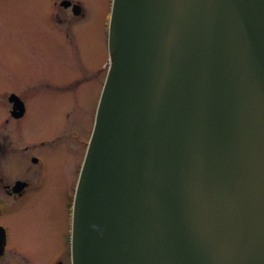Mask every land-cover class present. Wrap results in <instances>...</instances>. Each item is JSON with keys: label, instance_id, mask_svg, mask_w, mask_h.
Wrapping results in <instances>:
<instances>
[{"label": "water", "instance_id": "95a60500", "mask_svg": "<svg viewBox=\"0 0 264 264\" xmlns=\"http://www.w3.org/2000/svg\"><path fill=\"white\" fill-rule=\"evenodd\" d=\"M108 26L72 264H264V0H112Z\"/></svg>", "mask_w": 264, "mask_h": 264}, {"label": "rangeland", "instance_id": "374dc122", "mask_svg": "<svg viewBox=\"0 0 264 264\" xmlns=\"http://www.w3.org/2000/svg\"><path fill=\"white\" fill-rule=\"evenodd\" d=\"M75 1L83 4L86 16L71 24L75 25L69 31L72 44L59 30L63 23H57L59 27L56 28L49 20L50 0H0V133L6 118L3 94L11 90L20 92L23 88H36L40 95L30 101L24 130L19 133L26 140L50 143L57 135L64 133L59 143L40 149L37 153L46 163L47 177L55 173V181L59 182L66 175L67 165L72 162L69 149L72 144L67 135L77 125L75 116L79 110L88 112L92 109L97 94L93 83L82 85L75 96H49L45 91L56 88L69 91L72 83L81 79V63L88 70L100 68L108 61L105 32L111 0ZM55 13L66 19L64 11L55 8ZM62 96L68 101L65 102ZM66 110L71 112L69 119L64 116ZM57 169L61 170V175L56 174ZM55 181L46 200L40 193L33 206L24 202L18 206L20 211L17 208L15 215L4 217L17 234L13 236V241L26 249V253L39 250L42 255L45 249L52 248L49 240L43 241L42 234L50 231V235H53L62 212L60 190Z\"/></svg>", "mask_w": 264, "mask_h": 264}, {"label": "flooded vegetation", "instance_id": "af4514ba", "mask_svg": "<svg viewBox=\"0 0 264 264\" xmlns=\"http://www.w3.org/2000/svg\"><path fill=\"white\" fill-rule=\"evenodd\" d=\"M50 2L49 20L56 28L59 27L57 23H63L60 24L59 30L73 44L69 31L75 25L71 24L85 18V8L80 9L78 6L75 8L76 5H81L75 0H50ZM55 8L64 11L66 19L63 20L60 17L61 14L55 13ZM67 18H69V22H67ZM105 34L107 38V30ZM102 38L104 40L103 34ZM80 66L81 79L74 81L69 91L57 88L54 89L55 92L53 89L45 91V94L49 96H67V94L75 96L82 85L93 83L95 94H97L92 109H89L88 112L86 110L84 112L83 110L78 111L75 116L77 125L67 135L72 144L69 146L72 162L67 165L66 175L64 174V178L60 182L55 181V173L52 177H47L46 163L37 153L40 149L59 143L64 133L57 135L52 143L38 141L37 139L26 140L19 133L24 130L25 120L29 115L30 101L39 96L40 93L37 92L36 88H23L20 92L11 90L3 94L2 105L6 110V118L2 122L0 133V264H38L40 262L43 264H72L70 231L74 192L89 145L97 106L107 75V64L105 63L100 68L88 70L82 63ZM62 98L65 102L68 101L67 98L63 96ZM70 115L71 112L64 111L65 118L69 119ZM88 119H90V122ZM17 165H19L18 171H16ZM56 174L61 175V170L57 169ZM54 181L60 190L62 212L57 220L53 235H50V231H45L42 234L43 241L47 242L49 240L52 248L45 249L42 253L43 256L39 250H34L33 253L27 251L26 253V249L20 248L13 241V236L17 234L11 230L4 217L10 214L15 215L18 206L24 202L33 206L40 193L46 200L48 195L51 194L50 190L54 186ZM18 211H20V207ZM47 220L44 221L46 225ZM48 250L51 251L46 254Z\"/></svg>", "mask_w": 264, "mask_h": 264}, {"label": "bare ground", "instance_id": "6f19581e", "mask_svg": "<svg viewBox=\"0 0 264 264\" xmlns=\"http://www.w3.org/2000/svg\"><path fill=\"white\" fill-rule=\"evenodd\" d=\"M76 6H78V8H84V6H83V4L82 5H76ZM82 6V7H81Z\"/></svg>", "mask_w": 264, "mask_h": 264}]
</instances>
